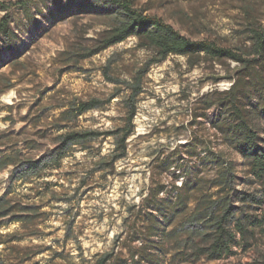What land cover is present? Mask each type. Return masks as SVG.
Returning <instances> with one entry per match:
<instances>
[{"label": "rangeland", "instance_id": "rangeland-1", "mask_svg": "<svg viewBox=\"0 0 264 264\" xmlns=\"http://www.w3.org/2000/svg\"><path fill=\"white\" fill-rule=\"evenodd\" d=\"M34 1L40 14H34ZM45 1L48 8L31 0L33 21L21 9L11 12V26L19 35L17 49L0 51V150L4 153L20 151L37 157L68 129L107 131L125 126L131 93L127 83L144 72L133 131L120 158L111 159L121 153L114 139L100 137L82 143V150L62 158L59 167L48 166L42 177L24 185L13 183V199L23 193L33 196L43 214L34 235L32 228L19 223L0 227V241L5 242L0 243V257L7 264H82V257L92 262L97 254L112 250L126 254L131 229L143 227L137 210L150 189L160 186L159 197H166L173 182L180 184L182 173L206 179L217 175L219 167L209 149L223 150L232 160L237 188L260 186L258 180L248 184L240 156L222 144L213 127L216 109L208 107L216 98L215 90L230 87L229 76H236L238 63L211 60L204 54H171L150 63L152 51L140 47L135 37L84 58L109 20L89 4L77 8L87 0H71V7L63 11ZM133 4L192 40L245 53L252 49V31L264 29V0H133ZM3 14L0 11V17ZM92 99L100 100L98 108L73 117L79 103L87 105ZM69 108L67 120L62 113ZM187 142L191 144L181 147ZM10 170L0 172V195L9 184ZM194 205L192 200L190 208ZM233 250L218 260L172 264H264V233L256 230L251 245L236 244ZM165 260L171 264L170 253Z\"/></svg>", "mask_w": 264, "mask_h": 264}, {"label": "trees", "instance_id": "trees-1", "mask_svg": "<svg viewBox=\"0 0 264 264\" xmlns=\"http://www.w3.org/2000/svg\"><path fill=\"white\" fill-rule=\"evenodd\" d=\"M40 1L44 8H48L45 0ZM50 1L60 11L72 5L71 0H65L67 5L62 0ZM33 3L34 14H40L41 8L35 1ZM30 4L31 0L0 1V11L4 12L0 17V51L4 48L12 53L17 49L19 35L11 26V12L21 9L24 16L33 21ZM86 4L99 8L109 24L84 58L135 37L140 47L152 51L150 63L161 62L171 54L188 57L204 54L211 60L228 59L239 64L236 76H229L230 87L215 90L216 98L208 107L216 109L213 127L221 134L222 144L240 156L248 184L258 180L260 186L237 188L232 160L223 150L209 149L208 155L219 167L213 179L182 173V181L179 185L173 182L166 197H159L162 187L150 189L137 210L143 227L131 229L126 254L112 250L97 254L92 262L82 257V264H166L165 255L169 253L171 264L202 259L210 261L232 255L236 244L251 245L256 230L264 233V29L252 31V49L245 53L208 40H192L163 18L146 14L133 4V0H87L77 8L83 9ZM143 72L135 76L134 82L127 83L131 93L125 126L107 131L68 129L57 135L52 148L37 157H26L20 151L4 153L0 150V172L12 167L9 184L0 195V227L19 223L23 228H32V235L38 231L37 219L43 214L41 204L26 193L18 200L13 199L14 182L24 185L42 177L48 166L59 167L62 158L77 149L82 150V143L100 137H112L116 150L121 151L112 156V161L126 152V139L133 131L135 103L141 92ZM111 81L117 83L116 79ZM100 103L98 99H92L87 105L79 103L73 117L98 108ZM69 113H72L70 108L62 113L68 115L67 120H70ZM190 144L187 142L181 147ZM212 188H216L215 193ZM192 200L195 201L193 209L190 208ZM0 264H7L4 258L0 257Z\"/></svg>", "mask_w": 264, "mask_h": 264}, {"label": "crops", "instance_id": "crops-1", "mask_svg": "<svg viewBox=\"0 0 264 264\" xmlns=\"http://www.w3.org/2000/svg\"><path fill=\"white\" fill-rule=\"evenodd\" d=\"M62 3H65V0H62ZM35 26V25H34Z\"/></svg>", "mask_w": 264, "mask_h": 264}]
</instances>
